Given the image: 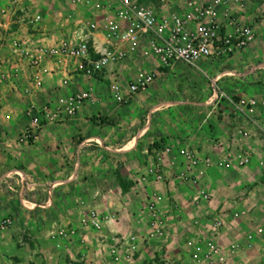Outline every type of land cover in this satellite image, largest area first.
Here are the masks:
<instances>
[{"label":"rangeland","instance_id":"obj_1","mask_svg":"<svg viewBox=\"0 0 264 264\" xmlns=\"http://www.w3.org/2000/svg\"><path fill=\"white\" fill-rule=\"evenodd\" d=\"M61 2L0 0V264H264V25L234 65L255 85L244 98L250 125L225 98L212 97L215 75L205 66L160 70L122 104L110 100L112 74L95 82L72 70L65 85L56 68L37 86L17 46L29 52L48 29L74 28L79 17H68ZM36 12L39 24L30 21ZM222 77L238 76L215 83ZM83 92L72 113L55 104ZM241 128L250 163L209 170L202 183L210 202L176 182L183 161L164 145L224 155L238 148ZM154 192L171 226L162 234L148 222ZM214 216L224 222L216 235ZM190 242H214V258L193 260Z\"/></svg>","mask_w":264,"mask_h":264},{"label":"built area","instance_id":"obj_2","mask_svg":"<svg viewBox=\"0 0 264 264\" xmlns=\"http://www.w3.org/2000/svg\"><path fill=\"white\" fill-rule=\"evenodd\" d=\"M61 1L68 8V17H79L74 28L60 35L52 30L51 42L36 41L29 52L23 44L17 46L28 58L27 64L36 71V85H42L43 74L54 75L56 68L63 72L61 81L67 85L72 70L80 72L85 79L95 80L112 65L136 62L139 66L132 75L124 77L123 81L113 78L109 83L111 100L116 104L145 92L156 80L159 70L175 63L199 71L203 60H216L245 50L257 36L256 27L264 24V0ZM252 3L256 4L254 13L246 17ZM42 20V15L36 12L30 21L39 24ZM146 60L153 63L147 69ZM211 81L212 97L225 98L239 118L253 125L251 104L243 98L233 101L215 81ZM88 95L83 92L75 97H58L55 104L63 113L69 114ZM247 135L246 128H241L238 148L229 149L224 155L201 152L185 145H164L163 151L173 152L183 161L184 168L177 174L176 182L189 184L197 190L196 199L210 202L211 195L204 189L202 181L213 168L229 169L250 163L248 149L243 144ZM150 171L158 181L162 180L159 173ZM159 196L154 192L147 199L146 211L149 225L162 234L171 226L167 223V212L158 202ZM223 223L220 216L212 218L210 228L214 235L219 233ZM190 245L191 256L198 262L211 261L217 252L214 242L205 245L190 242Z\"/></svg>","mask_w":264,"mask_h":264},{"label":"crops","instance_id":"obj_3","mask_svg":"<svg viewBox=\"0 0 264 264\" xmlns=\"http://www.w3.org/2000/svg\"><path fill=\"white\" fill-rule=\"evenodd\" d=\"M37 6H39V5H37ZM255 7H256V4H253V3L250 4L248 11L245 13V16L251 17L254 13ZM259 26L260 25H258L256 27L257 32H258L257 28ZM45 35H46V38H43L42 40H45L47 43L51 42L52 41V39L50 38L51 31L49 29L46 31ZM246 55H248V52L239 51V52H236L234 54H230L228 56H223V57L216 59V60H214V59L213 60H211V59L203 60L200 62L199 66H201V67L205 66V69L210 71L212 73V75H215V78L211 79L213 81H216L218 78H220L221 76H225L226 74L237 75L238 77H236V78H234V77H222V79L220 81H218L217 84H218V86L225 88L227 92L230 91V93L232 95H238L239 97L246 99V98H249L251 96V90L250 89L252 87H254L255 85H251L253 80L247 79L246 74L237 73V71H235L236 68L234 67V65L239 66L240 65L239 63L241 61L240 59H242ZM222 63L226 64L227 66H226V68L220 70L221 69L220 65ZM145 64H146V69L153 65V63L149 60H146ZM145 64H143V65H145ZM137 66H139V64H137L136 62H133V61L123 62V63L118 64V65H112L111 67L106 69L103 74H100L99 76L100 77H107V75L112 74L113 77L111 76V79H109V82L113 78L120 80V81H123L124 77H126L128 75H132L135 72ZM182 66H185V65L182 63H175L170 68L163 69L162 71H168V70L172 71L174 69L181 71ZM201 67H200V69H201ZM185 71H188V70H185ZM115 72H116V74H115ZM158 72H160V70ZM95 82H98V81L95 80ZM109 99H110V97H109ZM112 103H113V101H112ZM144 129H145V127L142 128V130H144ZM175 146H179V145H175ZM200 151H203V150H200ZM162 186L165 188L164 184Z\"/></svg>","mask_w":264,"mask_h":264},{"label":"trees","instance_id":"obj_4","mask_svg":"<svg viewBox=\"0 0 264 264\" xmlns=\"http://www.w3.org/2000/svg\"><path fill=\"white\" fill-rule=\"evenodd\" d=\"M149 1H153V0H149Z\"/></svg>","mask_w":264,"mask_h":264}]
</instances>
